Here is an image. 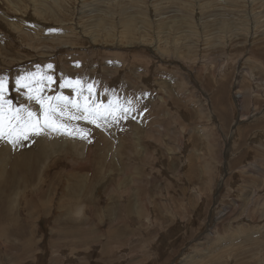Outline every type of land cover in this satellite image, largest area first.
Instances as JSON below:
<instances>
[{"label": "rangeland", "instance_id": "rangeland-1", "mask_svg": "<svg viewBox=\"0 0 264 264\" xmlns=\"http://www.w3.org/2000/svg\"><path fill=\"white\" fill-rule=\"evenodd\" d=\"M21 77L73 135L0 140V264H264V0H0Z\"/></svg>", "mask_w": 264, "mask_h": 264}, {"label": "snow or ice", "instance_id": "snow-or-ice-1", "mask_svg": "<svg viewBox=\"0 0 264 264\" xmlns=\"http://www.w3.org/2000/svg\"><path fill=\"white\" fill-rule=\"evenodd\" d=\"M51 67V65H49ZM25 78H18L16 81L17 86L27 88L30 92H34V95H30L29 99H35L38 104H40L43 109V123H41L39 117L34 116L30 109L16 108L12 110L9 108L5 110V105H11V101L4 100V90H5V79L0 78V140H6L7 143L15 147L18 143L30 138V134L38 135L41 131L45 129H50L55 132H66L69 135H73V132L68 131L66 125L58 123L57 117L64 115V109L71 104V101L67 97H56L58 101H63V104H58L53 107L50 104L45 107L46 99L39 94V90L35 89L31 83V79L27 83H22ZM49 79H51L49 77ZM79 84V81L76 82ZM71 85V82L69 84ZM52 97H48L47 100H52ZM77 112L80 113L76 119H84L89 123L96 124L99 127L98 121L106 120L108 116H111L114 120L117 119L115 116V109L109 106L108 109L99 110L95 105H85L81 106L79 104L72 105ZM59 109V112L57 111ZM127 112L128 109H124ZM76 134H79L81 138L86 139L87 134L83 129H76Z\"/></svg>", "mask_w": 264, "mask_h": 264}]
</instances>
